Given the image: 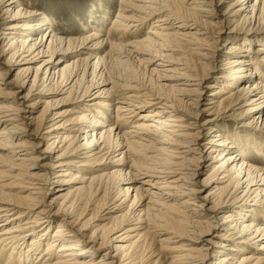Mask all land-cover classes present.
I'll list each match as a JSON object with an SVG mask.
<instances>
[{"label":"bare ground","instance_id":"bare-ground-1","mask_svg":"<svg viewBox=\"0 0 264 264\" xmlns=\"http://www.w3.org/2000/svg\"><path fill=\"white\" fill-rule=\"evenodd\" d=\"M229 1L231 0H223V3ZM232 1L233 3L228 6L232 8L231 11L222 16L218 23L216 22L220 28L218 36L215 37L201 30H204V26L215 24L206 20L217 18L214 10L220 5V1L120 0L121 6L116 12L110 30L104 33L98 27V30L91 31L81 40L79 49L74 50L72 44L78 40L58 37L54 26L46 28L50 20L44 16L39 18L41 15L39 12L18 5L19 0H0V41H7L2 47H7L10 62H14L10 66L23 65L17 72L19 77L22 76L21 87L31 81L30 91L38 87L37 91L41 88L38 94H42L46 91V87H49L47 89L50 91L49 94L55 96L60 93L66 94V90L75 86L78 90L83 88L80 91L81 102L92 95L95 97L93 99L105 96V103L94 104L100 109L95 107L90 109L89 107L92 106L82 105L83 107L78 110L62 113L58 111L57 101L44 103L39 118H36L39 119V123L35 128L34 138L38 136L39 129L48 125L44 132L47 138L41 137L48 143L46 153L51 154L57 148V152L62 151L56 157V165L52 170L65 168L54 171L55 179L52 180L49 170L43 173V170H39V166H34L38 159L32 157L33 153L37 152L30 147L33 145H30L26 137L23 140L20 138L26 135L25 129L20 126L23 122L20 121H26V125H31L27 122L35 119L33 114L36 112L37 104L25 106L27 109L25 111L15 100L9 102V99L16 97L17 92L7 93L0 87V256L5 254L6 264H113L102 259H98L96 263L91 262L92 260H83L92 259L91 250L94 246L86 247L83 241L78 240L80 231L74 236L70 234L77 221L73 220L76 215L73 211L76 204L87 196L107 190L108 183L111 182L118 193L116 192L117 197L112 202L115 204L114 207H106L107 213L123 212V207L129 202L130 204L119 216V219L125 218L123 223L114 227L99 247L107 246L115 251L117 256L120 255V250L126 247L116 243H125L132 239L128 235L120 239L124 234L138 232L142 229L141 226L145 225L143 229L148 228L147 230L157 235L158 231H164L158 224L165 223L163 212H172L177 206L175 215L187 220L189 223L187 227L192 229L189 234L195 236H191L187 242L191 245H200L199 241H201L200 243H204L203 246H207L206 251L203 248L200 251L209 252L218 245L224 247L218 241L203 240V236L199 234L200 230H207L206 235H213L211 230L217 228L210 221L212 219L219 221L218 218L222 220V225L227 226L223 230L225 233L222 232L216 237L218 240L229 241L230 245L226 250L229 253L224 254L226 258L217 254L208 264L264 262V252L252 253V250L247 249L249 243L264 239V167L259 168L247 161L251 159V155L264 157V152L254 148L256 143V146L262 147L264 136L261 133H244L248 130L247 127L259 122L264 115V38H261L264 34V0H255L253 5L251 0ZM201 15H204L206 20H203ZM95 17L96 15L93 17L94 20ZM239 17L241 19L238 22ZM150 19H157L156 24L146 32L147 36L144 39H135L123 45L128 36H132ZM101 20L102 18L95 21L96 27L102 22ZM241 23H244L245 28L240 27ZM185 30H194V32L183 33ZM196 35L212 37L216 44L219 43V39L226 36L225 42L230 43L227 49L228 58L224 59L222 64L225 69L231 70L230 75L224 73L217 77L225 79L223 87H219L221 85L219 82L218 86L204 83L206 89L215 87L209 94L210 104L223 112L239 107L238 109H242L243 113L241 111L238 116L245 121L250 120L247 123L242 121L239 130L233 133L232 130L225 129V126L222 128L217 125L214 118L205 119L199 127L202 132L208 131L205 134L208 136L201 141L195 138L197 133L191 134L192 132L188 131L190 128L186 126L183 118L191 119L188 107L195 110L194 114L196 112L203 114L208 110L207 104H201L200 88L203 87L201 83L207 79L208 74L213 76L211 75L213 71H206L207 69L204 68L198 78L197 76L185 78L183 73L169 77L161 75L157 69L165 66H157L155 62L145 57L150 56L156 60L164 58L166 67L171 65L169 60H174V65L179 70L185 73L193 72L185 62L181 63L180 58L172 59L170 54L178 52L182 45L190 53L201 51V45L204 44ZM238 35L250 39L242 40L237 37ZM259 38L262 40H257ZM74 51H79L77 56L81 54L87 57L72 58L61 67V64L69 58L67 56ZM163 51L169 54L163 55ZM99 52H104V57H97ZM194 55L201 60L210 57L205 53ZM92 59L95 61L90 65ZM130 60L142 66V74L139 75V71L134 70L133 75L131 72L128 76L118 75L110 70V64L118 65L119 68L121 66L122 68L124 66V69L129 68ZM37 63L40 64L33 68L32 65ZM85 63L86 65H83ZM1 65L6 72L0 73V85L11 72L9 65L3 63ZM153 65L156 67L153 68ZM164 72L172 73L171 70ZM255 76L258 78H254ZM180 79L197 83H179ZM47 82L48 84L45 85ZM51 83L54 84L50 85ZM59 84L61 86L55 87ZM6 85L12 84L8 82ZM104 85H110V88L101 89ZM94 89H97V92L92 94ZM67 95L71 96L69 93ZM224 95L226 97L214 101ZM192 97L197 99L192 100ZM27 98L28 96L24 97V100ZM65 100L70 102L69 97ZM75 101L76 98L72 103L74 104ZM111 109H114L113 116L110 115L114 118L112 123L108 119ZM75 114L77 116L69 122L63 121L67 115ZM195 117L198 118L199 115ZM127 125L131 127L123 131ZM153 132L161 135H153ZM209 132L216 134L210 136ZM83 150L90 151L84 158L86 160L75 163L63 161L68 154L75 156L77 151ZM231 150L234 152L228 153ZM114 154L116 156L113 157V162L110 161L107 167L100 168L106 156ZM205 156L210 160L209 166L206 167L210 168V172L199 184L197 178L207 172L205 167L199 166ZM93 157L95 158L91 159ZM97 159L102 161L97 163ZM22 167H26V170ZM86 168L93 170L95 175L89 174L90 170ZM5 178L14 179L16 185L10 187V183L3 184ZM44 180L49 185L54 182L68 186L60 190L64 191V194L58 195L59 190L55 194L51 193L53 198L51 197L50 203H47V206L57 205V201L62 199L58 204V210L54 213V218L60 220L59 226L52 236L41 233L45 230L39 229L44 224L46 228L53 224L49 212L44 210L46 200H43L44 190L40 184ZM193 185L203 188L202 192L209 187L208 194L199 197L201 191L193 189ZM10 189H21L17 195L22 202L12 199L13 194L6 191ZM51 189L48 188L49 191ZM175 197L181 198L175 199ZM176 201L181 206L176 205ZM189 208L192 209L190 211L192 214L187 217L185 215L189 212ZM225 210L227 212L219 217L218 212L222 213ZM211 214L213 217H209L212 216ZM57 215L59 217L56 218ZM205 219L209 223L203 222ZM125 225H130L132 228L116 236V231L123 230L122 227ZM183 233L185 234L186 230ZM137 235L139 236L136 240L143 237L139 233L135 237ZM30 237H32L30 244L24 245ZM160 242L169 243L164 239ZM44 244L45 249H43ZM258 249L264 251V243L260 244ZM185 252L188 253L182 256L178 264H206L204 261L207 260L208 253L201 254L195 249ZM102 257L116 259L115 256H110V253H105ZM125 257L126 255L121 256V262L124 263L129 259ZM128 264L134 263L131 261Z\"/></svg>","mask_w":264,"mask_h":264},{"label":"rangeland","instance_id":"rangeland-1","mask_svg":"<svg viewBox=\"0 0 264 264\" xmlns=\"http://www.w3.org/2000/svg\"><path fill=\"white\" fill-rule=\"evenodd\" d=\"M217 1H220V5H217L215 10H214L215 11L214 15L216 14L215 16L217 18L214 20H211L213 22L206 20V17H204V15H201V16H203L202 17L203 20H206L209 23L215 22V24H212V26L207 25V27L200 24V25L204 26V30H201V31H205V32L207 31L215 37L218 36V31L220 28L219 24H216V22L218 23L222 19V16H224L225 14H228L231 11L232 8L231 7L229 8L228 6L230 5V3H233L232 0L229 2H225V3H223V0H217ZM254 3H255V0H251V4L253 5ZM217 4H218V2H217ZM18 5H20L24 8H27V9H34L35 11L39 12L41 14L39 16V18L44 16V17H46V19H49L50 23L48 24V26H46V28L49 26H54V28L56 29V35L58 37L61 36L64 39L70 38L72 40H78V42H74L72 44L74 50L79 49L81 46V40L88 33H91V31L98 30L97 29L98 27L101 28L104 33L108 32L111 28L113 19L116 18L117 10H118L119 6H121L120 0H19ZM100 6H102L101 9H99ZM95 15H96V17H95L96 20H100L102 18V20H101L102 22H100V24H97V27L95 26V24L97 22H95L96 20L93 19V17ZM243 15H245V14H243ZM202 19H200V20H202ZM240 19H241V17L237 18V21L239 22ZM156 20L157 19L147 20L138 30H136V32L132 36H128L126 38L123 45H126V44H128V42L130 43L131 41H134L135 39H140V38L144 39L147 36L146 32L152 27L153 24H156L155 23ZM233 20H235V19L233 18ZM190 23H192V22H190ZM88 25H89V27H88ZM193 26H195V25L193 24ZM240 27L245 28L244 23H241ZM170 31L174 32V30H172V29H170ZM187 31H189V33L194 32V30H185L183 33L187 32ZM43 32L44 31H41V33H43ZM101 35H102V33H101ZM196 37H198L199 39H202V42L204 44V45H201V48H202L201 51H195L194 53H190L189 51H187L185 49V46L182 45L181 49H179L178 52H175L174 54H170L172 59L180 58L179 60H181V63L185 62L186 66L192 68L193 72L185 73L184 71L179 70V68L174 65V60H169V62H171V65L166 67L167 64L165 63L164 58H160L159 60H156L150 56H145V57H146V59H148V58L151 59L153 62H155V64H157V66L158 65L159 66H165V68L159 67L157 69H158V71L161 72V75H166L169 77H173L174 75H177V73H183V76L185 78H187L189 76H197L196 78H198V76H200L202 74V72L204 71L203 70L204 68L207 69L206 71H208V70L213 71V73H211V75H213V76L211 77L210 74H208L207 79L204 80L203 83H201V85H203V87L200 88V91L202 92V96L200 98L201 104H205V105L207 104L206 106H207L208 110L210 109V111L207 110L203 114L202 113L198 114L197 112L194 114L195 110L192 107H188V114L191 116V119L188 117L183 118L186 121V123H185V124H187L186 126H188L190 128L188 131L190 133L192 132L191 134L197 133L196 136L195 135H192V136H195V138H198L199 141H201V140L207 139V136H208V135L205 136V134H207L208 131L205 130L202 132L200 130V127H199V126H202L201 124L204 122L205 119L214 118L215 123L217 125L222 126V128H223V126H225L226 127L225 129L228 128L229 130H232L233 133H235L236 130H239L238 128H240L242 121H245V120L242 119L240 116H238L239 114H241V111L243 113L242 109H238L239 107L233 109L232 111L223 112V110H220V108L216 109V106L215 107H214V105L212 106V104H210L209 99H211V97L209 96V94L212 91H214L215 87L212 89L204 88V85H206L208 83L213 84L214 86H218L219 83H221V85H219V87H223L222 84H224L223 82H225L224 81L225 79L222 80L221 78L218 79L217 77L219 75L224 74V73L227 75H230L231 70L225 69L226 67L222 65L224 62L223 60L228 58V53H227L228 50L227 49H228L229 44H230L228 42H225L226 38H224V37H226V36H224L222 39H219L218 44L214 43V40H212V37L206 38V37H201V36H197V35H196ZM237 37H240L242 40L243 39L244 40L250 39L249 37H245L242 35H238ZM261 38H264V34L261 36ZM257 40H262V39L259 38ZM5 43H7V41H4V40L0 41V73L6 72V71H4V68H2V65H1L2 63L7 64V66L9 65V67H11L10 68L11 72L6 75L4 81L2 82L3 84L0 85L1 90L4 92H7V93L17 92L16 97L12 98L11 100L9 99V102L15 100V102H17V105L20 108L23 107V109H25V111L27 110L25 108V106H28L29 104H32V103L37 104V106L35 107L36 112L33 114V117L35 119L39 118L40 112L44 108V103H50V102L53 103V102L57 101L58 105L57 104L56 105L58 106L57 107L59 109L58 111L62 112V113L66 112V111L78 110L80 107H83L82 105H85L87 107L92 106V107H89L90 109H92L94 107L97 109H100V108H98V105L95 106L94 104L100 105L102 103H105V99H104L105 96L104 95L102 97L97 98V99H93L95 97H93V95H92L90 97H87V99H85V101L81 102L80 101V97H81L80 91L83 90V88H80L78 90V87H75V86H73V88H71V89L66 90V94L60 93V95H55V96L49 94L50 91L47 90L49 87H46V91H44L42 94H38L39 89H41V88H39L37 91L36 89L38 87H35L30 91L31 81H29L28 83L24 84L23 87H21L22 76L19 77L17 72L22 69L23 65L10 66L14 62L13 61L10 62V59H9L10 55H7V51H6L7 47H5V48H4V46L2 47V45H4ZM254 46H256V45H254ZM253 52H254V49H253ZM162 53H163V55H164V53L169 54L168 52H165V51H163ZM195 53H202V54L205 53V54H208V56H210V57L207 58L206 60H201V58L199 59L197 57V55H194ZM78 54H79V51H74L71 55H68L67 57H69V58L66 59L61 64V67L64 64L68 63L72 58L84 59L87 57L86 55H81V54L79 56H77ZM97 57H104V52H99V56H97ZM94 61L95 60L92 59L90 61V65L93 64ZM39 64L40 63L33 64L32 67L35 68ZM83 65H86V63ZM110 65H111L110 70L115 71V73H117L118 75H127L128 76L130 74V72L133 75L135 72H138V71H139L138 74L140 75V74H142V71H143L142 66L139 65L138 62L135 63V61H131L130 65L128 64L131 71L128 70L129 69L128 67H126L124 69V66H123V68L121 66L120 67L121 69H120L118 65H115V64L114 65L110 64ZM110 65H109V67H110ZM116 66H118V67H116ZM139 66H141V67H139ZM152 67L155 68L156 66L153 65ZM152 67H150V68H152ZM251 69L254 70V68H251ZM5 70H6V66H5ZM134 70H135V72H134ZM164 70H171L173 74L172 73L171 74L165 73ZM32 77H33V74L31 75L30 80L32 79ZM254 78H258V77L255 76ZM186 80L187 79H180L179 83H186V84L187 83H189V84L197 83V82H193V81L186 82ZM8 82H10V84H12V85H6ZM204 83H206V84H204ZM47 84H48V82L45 85H47ZM52 84H54V83H51L50 85H52ZM59 86H61V85L59 84L58 86H55V87H59ZM190 87L196 88V86H190ZM103 88L109 89L110 85H104V87H102L101 89H103ZM96 92H97V89H94L92 94H95ZM68 93L71 96L67 95ZM26 96H28V98H27V100H24V97H26ZM66 97L70 98V102L65 100ZM221 97H226V95L220 96V98L218 97L214 101L221 100ZM20 98H22V99H20ZM75 98H76V101H75L76 104L74 103L75 104L74 105L72 103V101ZM115 98L116 97H114V99ZM196 99H197L196 97H192V100H196ZM91 100H94V101H91ZM21 103H23L24 105H19ZM52 106H54V105L52 104ZM209 107H211V108H209ZM211 111L214 113L211 114L212 113ZM216 112L217 113L219 112V113L216 114ZM113 113H114V109L113 110L111 109V114L108 115V117H109L108 119H109L110 123H112L114 121V118L112 117ZM24 115H26V116L28 115V117L30 116L29 114H23V116ZM110 115H112V116H110ZM195 115H199V117L196 118ZM76 116H77V114H75L74 116H70V115L68 116L67 115L66 117H64L63 121L69 122L73 117H76ZM31 117L32 116H30V118ZM110 117H112V118H110ZM34 120L27 122V124L31 123V125H26L25 124L26 121H20V122H23V124H20V126L23 127V130L25 129L24 131L26 134V135L21 136L20 138H22L21 140L27 138L28 142H30V145H33L30 147L31 148L33 147L32 149L34 151H37L36 153H33V155H32V157H35V158L37 157V159H38V161L36 163L37 165L34 163V166H39L40 167L39 170H43V173H47V171L49 170V173L51 174L50 178L53 180V179H55L54 173L56 171H61V170L65 169V168H58V169L52 170L53 166L56 165V160H57L56 157L58 155H60L62 153V151L57 152V149H58L57 148L51 154L46 153L45 149L47 148L48 143H47V140H44V139L42 140L41 137L47 138V135L44 134V132L47 130L48 125H45L43 128L39 129L38 136H36V138H34V131L36 130L35 128L38 125L37 123H39V119H36L35 121ZM249 121L246 120L245 122L247 123ZM257 123H258V125H256ZM257 123L251 125L250 127H247L248 130H246L244 133H246V134L261 133L264 136V115L262 116V119ZM130 127H131V125L125 126L123 131L128 130ZM255 129H256V131H255ZM209 134H211L210 136H213L216 133L212 134V132H209ZM153 135H161V134H156L155 132H153ZM226 138H224V139H226ZM256 145H257V143L254 145V148L256 150H259L260 152H264V144H262V147H259ZM72 150H74V148ZM202 150L204 151V149H202ZM232 152H234V150H231V152L229 151L228 153H232ZM89 153H90L89 150L77 151L75 153L76 154L75 156H71L70 155L71 153H70L67 155L65 160L63 159V161H66L69 163L70 162L75 163L77 161L86 160L84 158ZM114 156H116V154L106 156V158L104 159V164L102 166H100V168L107 167L110 164V161H112ZM206 157L207 156H205L201 160V165H199L201 167H205V170L207 171L206 173H204L203 175H200L197 178V181H199V184H201L203 179L210 172V170H209L210 168H206L207 166H209L210 160H208ZM261 157H255V155L254 156L251 155V159H248L247 161L250 162L251 164H255V165L259 166V168H262V167H264V159L262 160V158H264V157H262V158ZM94 158L95 157H93L91 159H94ZM101 161L102 160L97 159V163L101 162ZM22 168L24 170H26V167H22ZM96 169H98V168H96ZM87 170H90V169H87ZM41 173H42V171H41ZM89 174L95 175L93 170H90ZM9 178H11V177H9ZM5 180L6 181H4L3 184L5 183L6 185H8L10 183L9 184L10 187L15 186L17 183L14 181V179L12 180V179L5 178ZM52 180H51V183L53 182ZM112 183L113 182L108 183V186H107L108 188H106L107 190H101V191H99L93 195L87 196L86 198H84L83 201L81 200V202H79L81 204L78 203L79 206H78V204H76L77 206H75V208H74L75 210L73 209V211L76 212V213L74 212L76 215H75V218H73V220H77V221L74 223L75 224L74 229H73L72 233H70V234L74 236V235H76V232L80 231L81 234L77 237L78 240L83 241V245L84 246L86 245V247L94 246V249L91 250L92 251L91 253L93 254L92 259L91 258H85L83 260H88V261L92 260L91 262L96 263L98 261V259H102V260H105L106 262H111L113 264H128L131 261L134 264H178L180 262V259L182 258V256L185 255L186 253H188L185 251H188L190 249L199 250V253H201V254H205V253L207 254L208 253L209 255L207 256V260L204 261L206 264L210 263L214 258H216L217 254L218 255L221 254L223 258H226V256L224 254L229 253L228 251L226 252V250L229 247L230 243H229V241L218 240V238L216 237L220 233H222L223 230H225L227 227L226 225L221 224L222 220H220V218H218L219 221H216L215 219H212L210 221L213 224V226H215V228H217L215 230H211L213 235H211V236L206 235L205 233L207 230H200L201 233L199 232V234L201 236H203V240L207 239L209 242L218 241V243H222L221 246L224 245V247H220V245H218L212 251L203 252V251H200V249L203 248L204 251H206L205 248L207 246H203L204 243H200L201 241H199L200 245H191L189 242H187V240L191 236L192 237H195V236L189 234L192 229H189L187 227L189 225L187 220L182 219V218L175 215V212H177V210H176L177 206L172 209V212H165V211L163 212L164 214L162 215V217L164 218L163 222H165V223L159 222L158 224H160V227L164 231H161V232L158 231L157 235H154L153 233H151L152 231L147 230L148 228L143 229V227H146L145 225L141 226L142 229H140V231H138V232H135V233L131 232L128 234H124L120 239L126 237L127 235L129 236V238L132 237V239H130L129 241H127L125 243L124 242L116 243L117 245H122L123 247H126L123 250H120V255L117 256L116 252L110 250V248L107 246H104L102 248L99 247V244L102 241L104 242L107 239V237L110 234V231L112 229H114V227L116 228L117 226H120L123 223L125 218L119 219V216L122 215V213H124L128 209V205L130 204V202H129L127 204V206L125 205L123 207L124 208L123 212L113 213V214L107 213L108 210H106V207H108V206L111 208L114 207L115 204H112V202L114 201V198L117 197V193H118V191H116L117 189L114 187V185H112ZM40 184L44 190V193L42 192L44 194V195L42 194L43 195L42 197H44L45 199L43 198V200L44 201L46 200V203H45L46 207L44 208V210L49 212V216H51V220L53 221L52 222L53 224H50L49 228H46L45 227L46 224H44L39 229L42 228L43 230H45V231H41V233L48 234V235L52 236L54 233H56L55 231H56L57 227L59 226L58 223L60 222V220H58V218H57V217H59V215H57L56 216L57 219H55L54 213L58 210V207H59L58 204L62 201V199L57 201L58 202L57 205L56 204H52L50 206H47V205L50 203L51 199L53 198L51 193L55 194L59 190V193H57L58 195L64 194V191H60V190L65 189L64 187H68V186L65 184H59L58 185L57 183H54V182L52 185H49L45 180L40 182ZM49 187L52 188L51 191L48 190ZM192 188L197 189V191L198 190L201 191L200 194L198 195L199 197H203L206 194H208L209 189H210L209 187H206L205 190L202 192L203 188H199L198 186H195V185H193ZM148 189H150V188H148ZM14 190H16L17 192H14ZM6 191H10L9 193L13 194L12 199L14 201L22 202V199L19 198L20 196L17 195V193L19 191H21V189H10V190H6ZM133 194L134 193H132V195ZM24 195H26V194H24ZM22 197H25V196H22ZM178 198H181V197H175V199H178ZM7 199H9V198H7ZM168 203L172 204V202H168ZM175 203H176V205L181 206L178 201H176ZM104 205H106V206L104 207ZM210 206L211 205L209 204L208 207H210ZM191 208H194V207L191 206ZM191 208L188 209L189 212L188 213L186 212L187 214L185 213L186 215L184 213H182V214L188 217V215L192 214V212L190 213V211L192 210ZM225 212H227V210L223 211L222 213L218 212L219 217H221ZM116 216H117V218H116ZM209 217H213V215L209 216ZM69 219H71V218H69ZM203 222L209 223L208 220H206V219ZM137 227H139V226L137 225ZM122 228H124V229L116 231L117 232L116 236L123 234L127 230H130L132 228V226L125 225ZM157 229L158 228H156V230ZM184 230H186L185 234L183 233ZM137 233L143 235V237L139 240H136L139 235H137V237H135ZM223 233H225V231ZM250 236H248V237H250ZM95 237H96V239H95ZM31 238L32 237L28 238L29 240H27L24 245H29ZM197 238H199V237H197ZM161 239L167 240V241H169V243H162V242H160ZM262 243H264V239H262L260 241L257 240L256 243L251 242V243H249V245H248L249 248H247V249L249 251L252 250V253H253V251H254V253L255 252L263 253L264 252L263 250L258 249L259 245ZM252 247H254L255 249L253 250ZM45 248H46V246L44 244L43 249H45ZM222 248H224V249H222ZM211 249H213V248H211ZM7 253H8V251H7ZM105 253H110V256H115L116 259H114V258L113 259L112 258L105 259L104 257H102ZM244 254H246V252H244ZM122 255H126L125 258H129L124 263L121 262V256ZM41 258L43 259L44 257L42 256ZM0 261H1L0 263L6 264L7 261H6L4 253L0 256ZM262 264H264V262Z\"/></svg>","mask_w":264,"mask_h":264}]
</instances>
